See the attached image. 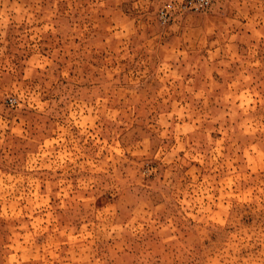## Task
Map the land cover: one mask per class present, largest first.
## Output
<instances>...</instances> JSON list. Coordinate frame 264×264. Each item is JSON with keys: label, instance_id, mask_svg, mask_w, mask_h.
<instances>
[{"label": "rangeland", "instance_id": "obj_1", "mask_svg": "<svg viewBox=\"0 0 264 264\" xmlns=\"http://www.w3.org/2000/svg\"><path fill=\"white\" fill-rule=\"evenodd\" d=\"M0 0V264H264V0Z\"/></svg>", "mask_w": 264, "mask_h": 264}, {"label": "built area", "instance_id": "obj_2", "mask_svg": "<svg viewBox=\"0 0 264 264\" xmlns=\"http://www.w3.org/2000/svg\"><path fill=\"white\" fill-rule=\"evenodd\" d=\"M212 0H175L166 4L159 11V18L161 19V24L165 22L168 16L179 14L182 12L196 13L205 10Z\"/></svg>", "mask_w": 264, "mask_h": 264}]
</instances>
